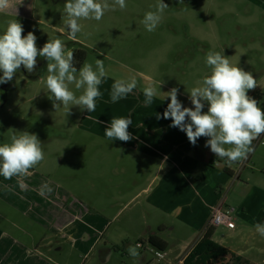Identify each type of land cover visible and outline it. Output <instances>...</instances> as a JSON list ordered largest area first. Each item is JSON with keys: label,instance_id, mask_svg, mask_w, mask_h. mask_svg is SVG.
Masks as SVG:
<instances>
[{"label": "rangeland", "instance_id": "1", "mask_svg": "<svg viewBox=\"0 0 264 264\" xmlns=\"http://www.w3.org/2000/svg\"><path fill=\"white\" fill-rule=\"evenodd\" d=\"M248 1L255 5L251 12ZM66 2L8 0L0 34L9 20L16 19L23 25L22 35H36L38 49L50 38H60L73 51L78 71L85 61L95 69L96 59L103 60L108 76L99 89L107 90L97 98L92 113L76 105L56 110L46 86L48 61L40 56L32 72H42L40 77L26 76L21 66L6 87H0V144L10 143L14 133L28 131L38 136L44 151V159L28 175L10 180L0 176L2 226L7 228L9 220L16 219L26 228L33 225L41 230V223H63L78 209L80 216L71 222V229L49 227L56 246L48 256L55 264H142V257L147 260L151 255L138 248L140 256L133 258L127 249L137 243L148 246L150 229L174 227L176 232L165 239L173 256H182L205 235L203 228L212 225L214 207L223 203L225 208L235 207L236 228L230 232L216 225L213 239L250 264H264V237L255 229L257 223H264V134L253 141L254 151L246 159L229 166L230 176L225 172L227 164L219 163L205 147L209 137L198 138L193 146L185 132L170 126V118H156L170 103L166 93L173 87L179 89L184 107H194L188 91L211 74L205 63L210 50L225 54L233 65L253 74L258 86L248 95L260 90L259 106L264 108V0H215L216 5L212 0H164L169 8L152 32L141 21L146 12L155 10L157 0H126L125 9L107 10L99 21L82 19V31L75 39L69 38L64 23ZM237 24H250L249 31L242 33ZM192 40L204 44L206 53L193 45V55ZM177 42V55L182 54L173 64L171 51ZM176 67L179 71L174 73ZM131 77L137 87L113 103L114 81ZM147 86L158 90L149 106L144 104ZM69 87L77 96L83 92L74 84ZM204 103L207 112L209 104ZM129 116L133 139L109 140L105 129L113 117ZM141 152L155 159L142 157ZM159 156L169 158L157 170ZM44 184L53 191L42 196ZM23 204L30 212L19 209L25 208ZM178 258L169 255L173 263Z\"/></svg>", "mask_w": 264, "mask_h": 264}, {"label": "clouds", "instance_id": "2", "mask_svg": "<svg viewBox=\"0 0 264 264\" xmlns=\"http://www.w3.org/2000/svg\"><path fill=\"white\" fill-rule=\"evenodd\" d=\"M7 6L8 0H0V10ZM116 6H119L121 10L125 9L126 0H112V4H109L108 0H67L64 5L66 15L64 23L68 29L69 38L75 39L82 31L80 24L82 19L99 21L103 18L105 11L115 10ZM152 7L155 10L146 12L141 21L149 32L157 28L163 18V13L169 8L164 0H157ZM23 32V25L13 19L8 21L6 30L0 34V72L3 73L0 76V84L11 81L21 66L29 73L34 72L37 57L40 56L48 61L46 86L50 93L49 99L54 101L53 107L58 110L61 106L68 108L69 105H76L82 110L94 112L96 100L102 96L99 86L108 76L103 60L96 59L95 69L92 64L85 61L78 71L74 66L73 51L66 49L60 38H50L41 49H38L36 35L28 32L24 36ZM205 63L211 68V74L206 75L202 81L197 82V86L188 91L189 99L194 107H184L178 99L179 89L173 87L166 93V98L170 97V103L162 117L157 114L156 118H170L172 120L170 126L178 127L185 132L193 146L196 145L198 138L209 137L205 147H210V150L220 160L231 166L237 161L246 159L248 154L254 151L253 141L264 134V108L259 106L260 102L257 99L248 95L249 90H254L258 86L257 79L251 72L233 65L228 56L218 51L210 50L206 55ZM72 84L77 90L83 89L82 94L77 96L74 91L70 90L69 86ZM137 84L135 77L127 80L116 79L111 87V101L116 103L126 98L137 87ZM157 91L155 86H147L143 89L145 106L153 103ZM204 102L209 104L207 112L203 111ZM131 124L130 116L127 118L113 117L110 125L105 129V135L109 140L128 142L133 139L128 131ZM43 159L44 151L36 134L28 131L20 132L18 135L14 133L10 137V143L0 144V176L6 180L14 176H26L29 170ZM18 182L23 189L25 187L23 181ZM52 191L51 187L44 184L40 194L43 196L45 192L51 193ZM230 208L233 210L229 211ZM217 210L229 212L232 218L235 217L232 215L236 210L235 207L225 208L223 203H219L213 214ZM216 225L213 223L212 216L211 226L217 228ZM221 226L228 228L222 224ZM209 227L205 228L206 233ZM255 229L261 237H264V223H257ZM198 241L199 239H196L190 249ZM139 247V244L130 246L127 249L129 255L138 258L140 256ZM166 249L163 250L166 251ZM187 253L180 257L179 264L183 262ZM146 257L141 259V263L151 264L152 255L147 260H145Z\"/></svg>", "mask_w": 264, "mask_h": 264}, {"label": "crops", "instance_id": "3", "mask_svg": "<svg viewBox=\"0 0 264 264\" xmlns=\"http://www.w3.org/2000/svg\"><path fill=\"white\" fill-rule=\"evenodd\" d=\"M3 16H4V12L2 10H0V32L1 33H2V29H3V25H2ZM147 152H149L150 154L152 153L151 150H148ZM140 154L142 157H148V158L155 159V157L152 155H147V154H144L143 152H141ZM168 158H169L168 156H159V158L156 159L159 162L157 170L160 169L162 163L167 161ZM220 161H222V160H219L218 162L222 163ZM147 189L148 188L139 192L136 195V197H138L141 193H143ZM1 194H3V193H1ZM23 206L25 208L19 207V209L21 211L30 212L29 208L26 207L25 204H23ZM216 209H217V206L214 207V211ZM73 213L75 215L70 216L63 223H61L60 221H58L55 224H52L51 221H49V223L47 225H46V223H41V225H40V227L42 228L41 230L33 228V225H30L29 228H26L25 226L21 225L16 219H10L8 222L7 228H4L2 226V224L0 223V227L3 230V235L0 239V264H55L53 262V260L50 258V256H48V255H50L48 252H51L52 250H54L55 246H56V244L53 243V241L55 240L54 239L55 234L51 232L53 234V236L48 235L49 227H50V225L51 226L55 225V226L59 227L58 229L60 231H66L68 229H71V226H72L71 222H73L74 218L79 215L78 214L79 210L74 209ZM26 218L30 219L31 217L26 216ZM206 227L207 226H205L203 229H205ZM162 229H164V228H162ZM233 230L229 229L230 232H232ZM172 231L174 234L176 232V229L173 227V230H171V232ZM147 234L149 235V238H150V235H155L157 243L165 242L168 245V243L165 239L168 236L164 235L163 232H159V231L158 232L157 231L152 232L150 229V231L147 232ZM51 245L53 246V248L51 247ZM57 249H62V248L58 247ZM166 251L167 252L170 251L169 255L173 259H176L179 257L177 261L180 260L181 254L174 257L173 252L171 250H169L168 247H167ZM41 254H43V255H41ZM44 257L47 258V261L44 260L45 259ZM143 257H145V256H143Z\"/></svg>", "mask_w": 264, "mask_h": 264}, {"label": "trees", "instance_id": "4", "mask_svg": "<svg viewBox=\"0 0 264 264\" xmlns=\"http://www.w3.org/2000/svg\"><path fill=\"white\" fill-rule=\"evenodd\" d=\"M85 52V51H84ZM22 72L29 76L30 78H37L40 77L42 73H31L28 74L27 70ZM34 74V75H32ZM6 86H4L5 88ZM251 97L257 99L259 102L263 99V93L260 90H256L254 93L250 95ZM224 162V161H220ZM225 172L228 173L230 176H233V170L226 165ZM164 228V229H162ZM216 228L210 226L207 233L196 242L192 248L188 251L187 255L185 256L183 262L181 264H250L248 260H245L243 256L237 255L236 253L232 252L231 250L227 249L225 246L217 242L213 239L215 234ZM159 232H163L164 235L170 236L171 228L168 227H161ZM3 235V230L0 227V239ZM156 236L150 235V243L159 246L162 249H166L168 245L165 242L155 243ZM157 246V247H158Z\"/></svg>", "mask_w": 264, "mask_h": 264}, {"label": "built area", "instance_id": "5", "mask_svg": "<svg viewBox=\"0 0 264 264\" xmlns=\"http://www.w3.org/2000/svg\"><path fill=\"white\" fill-rule=\"evenodd\" d=\"M233 210L232 208L229 209ZM213 223L217 224V225H224L227 226L230 229L235 228L236 225V218L235 217H231L229 215V212L223 211V210H217L214 214H213ZM140 245L139 248H141L143 251H146L147 253L152 255V262L154 261L155 264H179L178 263H173L170 259H169V255L167 253V251L160 249L154 245L149 244L148 246H143L141 243H137ZM136 244V245H137Z\"/></svg>", "mask_w": 264, "mask_h": 264}, {"label": "flooded vegetation", "instance_id": "6", "mask_svg": "<svg viewBox=\"0 0 264 264\" xmlns=\"http://www.w3.org/2000/svg\"><path fill=\"white\" fill-rule=\"evenodd\" d=\"M215 0H212V4L213 5H216L215 4V2H214ZM249 2V1H248ZM249 3H251V4H249V9H248V12H251L252 11V7L253 6H255L252 2H249ZM219 5H221V3L219 4ZM228 7H226L225 9H224V16L226 15V13H227V11H228ZM249 25L250 24H241V25H236V27H237V29H239L240 31H242V33L244 32H247V31H249ZM221 42H222V40H220ZM193 45H196V46H198L200 49H202V51H203V53H206V50H205V45L204 44H201V43H197V44H195V42H194V40H192V44L189 46V50L192 52V54L193 55H195V52H194V49H193ZM179 44H178V42L175 44V46H174V48H173V50L171 51V55H172V57H173V64H178V60H179V55L181 56V54H182V52H180L178 55H177V53L179 52ZM179 71V67H176L175 69H174V73H177ZM0 86H4V84L3 85H0ZM256 91V90H255ZM255 91H253L252 93H254ZM251 93V94H252ZM250 94V95H251ZM249 95V96H250Z\"/></svg>", "mask_w": 264, "mask_h": 264}, {"label": "bare ground", "instance_id": "7", "mask_svg": "<svg viewBox=\"0 0 264 264\" xmlns=\"http://www.w3.org/2000/svg\"><path fill=\"white\" fill-rule=\"evenodd\" d=\"M107 84L111 85L110 83H107ZM107 84H106V85H107ZM106 90H107L106 88H105V89H102V90H101V93H104Z\"/></svg>", "mask_w": 264, "mask_h": 264}]
</instances>
